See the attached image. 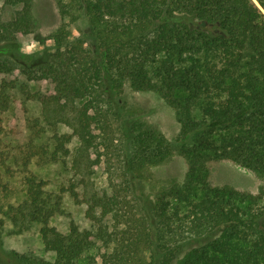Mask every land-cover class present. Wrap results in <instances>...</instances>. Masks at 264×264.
Listing matches in <instances>:
<instances>
[{"label":"trees","instance_id":"obj_1","mask_svg":"<svg viewBox=\"0 0 264 264\" xmlns=\"http://www.w3.org/2000/svg\"><path fill=\"white\" fill-rule=\"evenodd\" d=\"M256 1L54 0L61 22L47 35L52 50L29 60L15 45L36 29L34 0H4L17 8L8 20L0 14V74L17 69L52 88L30 92L26 81L2 78L0 133L18 87L41 104L54 147L35 141L44 128L33 122L22 147L0 149L9 177V159L20 165L24 194L0 205V237L7 220L19 228L39 223L54 259L12 251L0 264H95L98 257L100 264H264V185L250 192L212 184L207 174L209 161L226 159L264 179V0ZM81 17L86 28L71 37L68 25ZM125 86L153 91L173 109L174 141L122 100ZM61 123L71 132L58 133ZM175 150L186 161L182 180L146 192V170ZM59 154H71L79 180L47 192L29 165ZM96 168L105 187L90 190ZM63 192L85 204L90 228L70 221L61 232L51 224Z\"/></svg>","mask_w":264,"mask_h":264},{"label":"rangeland","instance_id":"obj_2","mask_svg":"<svg viewBox=\"0 0 264 264\" xmlns=\"http://www.w3.org/2000/svg\"><path fill=\"white\" fill-rule=\"evenodd\" d=\"M17 6H11L0 0V14L3 20L12 17ZM34 15L37 26L33 33L19 34L18 42L15 45L24 58L29 60L39 59L46 56L52 50V42L47 35L53 32L60 24L61 18L54 0H34ZM86 28V21L83 17L77 21L69 23L68 29L71 37L79 34L80 30ZM16 76V77H15ZM25 75L17 69L15 75L0 74V80L17 78V82L26 81L30 92H47L51 90L52 84L42 79L26 80ZM122 100L130 106L138 108L142 118L149 124L155 126L169 140L174 141L178 134V123L174 111L162 98L153 91H134L125 86L121 94ZM3 132L0 133V149L5 152H14L22 147L28 140L31 133L30 124L37 122V126H43L44 131L36 138L37 143L47 145L51 151L54 147L53 132L42 119L41 104L35 98L26 97L18 87L11 91V102L6 111L2 114ZM58 133L71 132L65 124H59L56 128ZM78 140L74 136L68 144L70 151H74ZM15 169L13 176L9 177L0 167V205L4 207L8 202L16 203L23 198V182L20 165L12 160L8 161ZM71 154H59L55 160H47L43 163L32 162L29 170L36 173L41 178L47 180L46 191L57 193L60 186H67L71 182H78L79 176L75 174L70 165ZM186 161L177 150L171 157L159 164L150 166L146 170L144 179V189L150 194H154L161 186L170 180L180 182L186 171ZM208 179L212 184H230L240 190L257 192L264 179L253 171L239 166L230 160H211L207 167ZM91 189L101 190L105 187L101 175V169L96 168L90 175ZM7 185L11 192H4L3 186ZM78 190L83 192V187L78 183ZM62 212L51 218L50 222L59 231L67 232L70 221H74L80 229L90 228L91 221L85 217V204L76 202L68 194L62 193ZM39 223H30L26 228H19L8 220L2 229L0 237V256L7 252L16 251L26 253L30 256L42 258L47 261L54 259V253L45 250L39 236ZM95 264H100L97 258ZM172 264H175L174 262Z\"/></svg>","mask_w":264,"mask_h":264},{"label":"water","instance_id":"obj_3","mask_svg":"<svg viewBox=\"0 0 264 264\" xmlns=\"http://www.w3.org/2000/svg\"><path fill=\"white\" fill-rule=\"evenodd\" d=\"M256 2V4L259 6L258 2L256 0H254Z\"/></svg>","mask_w":264,"mask_h":264}]
</instances>
